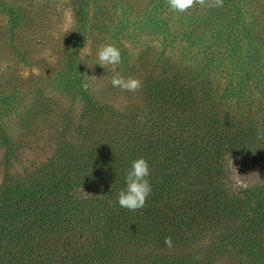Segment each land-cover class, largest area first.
Here are the masks:
<instances>
[{"label":"trees","instance_id":"trees-1","mask_svg":"<svg viewBox=\"0 0 264 264\" xmlns=\"http://www.w3.org/2000/svg\"><path fill=\"white\" fill-rule=\"evenodd\" d=\"M199 54L205 60L209 53ZM69 58V87L81 85L74 53ZM151 64L147 75H138L137 63L133 75L125 73L141 86L124 111L88 89L74 90L82 103L79 121L71 126L64 116L49 125L54 151L24 175L10 170L41 114L18 116V138L0 121V264H213L238 250L248 258L264 255V188L244 199L247 207L258 198L251 207L254 224L245 227L236 224L247 217L242 202L223 179L233 157L264 156V139L256 137L264 126V86L254 109L234 75L227 82L212 76L210 62L189 69L161 56ZM239 76L257 80L250 72ZM140 156L149 163L152 191L142 208L129 211L117 194ZM207 239L211 249L201 250Z\"/></svg>","mask_w":264,"mask_h":264},{"label":"rangeland","instance_id":"rangeland-1","mask_svg":"<svg viewBox=\"0 0 264 264\" xmlns=\"http://www.w3.org/2000/svg\"><path fill=\"white\" fill-rule=\"evenodd\" d=\"M190 35L204 44L197 47L201 44L191 42ZM104 44L120 50L121 63L115 73L111 66L95 65L97 50ZM192 52L209 54L204 60L202 54ZM72 53L82 84L69 87L74 77L68 72ZM161 56L186 62L189 69L206 68L210 62L207 71L222 81L227 82L233 74L246 97L254 101V109L259 108L260 87L264 86V0H194L184 12L170 10L167 0H0V99L5 102L0 106V121L9 135L18 138V116L28 112L36 118L41 114L33 122L36 130L23 139L24 147L10 173L24 175L49 158L55 148L49 136L55 128L49 125L59 124L64 116L70 118L71 126L79 121L82 103L74 90L84 92L87 83L90 93L124 111L137 92L126 94L113 88L112 76L118 73L128 78L125 73L133 75L136 63L138 75L144 74L143 70L147 75L151 62ZM244 72L254 74L257 80L253 77L245 83L238 77ZM42 104L48 110H43ZM3 155L0 147V184L5 173ZM224 169V181L247 214L236 224L251 227V207L258 198L249 200L247 207L244 199L264 188V156L238 155ZM209 244V239L201 242V250H210ZM238 252L226 253L213 264L245 260L264 264V255L248 258Z\"/></svg>","mask_w":264,"mask_h":264},{"label":"clouds","instance_id":"clouds-1","mask_svg":"<svg viewBox=\"0 0 264 264\" xmlns=\"http://www.w3.org/2000/svg\"><path fill=\"white\" fill-rule=\"evenodd\" d=\"M193 2L194 0H167V6L172 11L184 12L192 6ZM96 61L95 65H100L105 69L111 66L115 73L117 66L121 63L120 50L113 44H104L97 50ZM110 83L113 88H120L128 92L135 91L141 86L138 79L125 78L118 73L112 76ZM83 87L87 89L88 84L85 83ZM256 137L264 139V126L257 127ZM149 177L148 161L143 156L132 160L124 176V187L117 194L118 205L129 211L142 208L152 191ZM164 242L171 246L169 238H166Z\"/></svg>","mask_w":264,"mask_h":264}]
</instances>
